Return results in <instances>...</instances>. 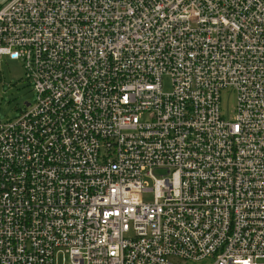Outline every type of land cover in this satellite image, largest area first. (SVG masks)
<instances>
[{
	"label": "built area",
	"instance_id": "1",
	"mask_svg": "<svg viewBox=\"0 0 264 264\" xmlns=\"http://www.w3.org/2000/svg\"><path fill=\"white\" fill-rule=\"evenodd\" d=\"M0 57V264H264V0H5Z\"/></svg>",
	"mask_w": 264,
	"mask_h": 264
},
{
	"label": "rangeland",
	"instance_id": "2",
	"mask_svg": "<svg viewBox=\"0 0 264 264\" xmlns=\"http://www.w3.org/2000/svg\"><path fill=\"white\" fill-rule=\"evenodd\" d=\"M5 0H0L3 3ZM162 91L169 92L170 82L168 77L162 78ZM33 94L26 83L23 74L21 62L18 60H8L6 57H0V120H9L19 115V112L25 108V104H31ZM220 112L226 117L234 106V96L224 91L220 95ZM144 201H151L152 194L142 195ZM176 264H211L209 259L200 261H186L185 263L176 261ZM55 264H66V257L59 256Z\"/></svg>",
	"mask_w": 264,
	"mask_h": 264
}]
</instances>
